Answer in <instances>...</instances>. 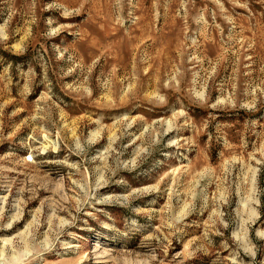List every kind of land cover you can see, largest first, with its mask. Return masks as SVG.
Masks as SVG:
<instances>
[{"label": "rangeland", "instance_id": "1", "mask_svg": "<svg viewBox=\"0 0 264 264\" xmlns=\"http://www.w3.org/2000/svg\"><path fill=\"white\" fill-rule=\"evenodd\" d=\"M0 264H264V0H0Z\"/></svg>", "mask_w": 264, "mask_h": 264}]
</instances>
